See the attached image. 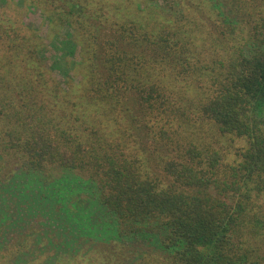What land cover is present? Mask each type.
I'll list each match as a JSON object with an SVG mask.
<instances>
[{"label": "trees", "instance_id": "obj_1", "mask_svg": "<svg viewBox=\"0 0 264 264\" xmlns=\"http://www.w3.org/2000/svg\"><path fill=\"white\" fill-rule=\"evenodd\" d=\"M116 1H33L74 28L83 71L69 90L44 83L35 32L0 9V159L22 160L9 186L30 214L61 203L79 245L83 233L153 243L170 264H264V0H138L146 19ZM206 121L243 142L235 153L204 139ZM53 168L87 175L91 203L37 201ZM90 207L107 215L93 229ZM71 240L56 246L78 251ZM21 249L0 239V264Z\"/></svg>", "mask_w": 264, "mask_h": 264}, {"label": "rangeland", "instance_id": "obj_2", "mask_svg": "<svg viewBox=\"0 0 264 264\" xmlns=\"http://www.w3.org/2000/svg\"><path fill=\"white\" fill-rule=\"evenodd\" d=\"M33 1L36 2V0H0V9L9 15V17H5L6 20L10 18L14 22L15 18L20 17L35 32L36 39L33 40L38 56L45 62L50 74L49 78L45 77L44 83L51 89L57 87L56 84L59 82V86L69 90L70 87L80 84L83 71L80 67L81 46L75 39L74 28L70 25L59 26L57 23H50L49 18L42 11V7H37ZM129 1L131 0L116 2L121 3L122 11H125L126 14L138 15L140 18L146 19L145 16L148 14L139 12L135 5L138 0H132L131 3ZM16 12L18 16L15 15ZM2 31L0 28V33ZM15 43L19 44L20 42ZM194 97H196L195 93ZM202 134L206 141L214 140L216 144L220 143L221 146L223 144L232 154L237 151L238 143H243L242 141L237 142L235 136L217 134L208 121L205 122V130ZM9 158L0 159V187L3 186L0 190V202H3L4 205L0 209V222L3 218L0 239L8 244H21L22 249L18 252L19 257L17 258L18 264H170V261L168 262L161 252L151 247L155 246L153 243L150 245L146 241L120 244L117 241H106L91 234L78 233L76 241L82 243L80 245L74 243L70 229L73 226L74 218L71 217L72 214L64 213L61 203H58L54 198L62 199L60 196L62 193L68 199L71 198L70 203H91L93 193L92 186L86 180L88 176L81 173L80 176L72 177L64 170L53 168L54 171L50 175L48 174V178L44 180L48 185V191L43 190L38 193L37 190L32 191L35 193L34 197H38L37 201L43 199L46 192L47 194L51 192L53 195L45 198L56 201L53 205L51 204L55 213L51 207L46 209L41 206L42 209H38L36 214H30L27 204H32L31 201L19 198L20 191L17 193V190L14 194L12 185L9 186L13 180H20L22 160ZM4 187H8L9 191L3 190ZM18 207L30 215L20 218ZM29 207L31 208L32 205ZM33 207L36 209L38 205H33ZM90 208L91 210L86 213L88 218L83 227L93 229L94 225L107 215L99 207ZM4 215L8 216L5 220ZM61 222L68 224L70 228H61L60 230L58 225ZM96 231H98L97 228ZM70 238L74 246L77 244L81 247L78 251H76V247H68L65 244H61L58 249L57 246L63 240L67 241ZM14 251L10 247L7 254L10 255Z\"/></svg>", "mask_w": 264, "mask_h": 264}]
</instances>
